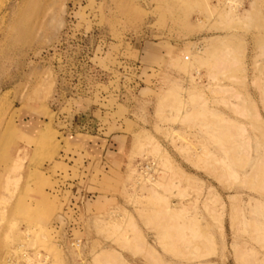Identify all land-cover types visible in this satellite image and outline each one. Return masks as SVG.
<instances>
[{
  "label": "rangeland",
  "instance_id": "1",
  "mask_svg": "<svg viewBox=\"0 0 264 264\" xmlns=\"http://www.w3.org/2000/svg\"><path fill=\"white\" fill-rule=\"evenodd\" d=\"M32 24L9 45L0 31V264H96L105 249L152 264L116 242L128 217L164 264L180 262L140 216L142 177L161 179L166 158L171 187L156 191L170 208L185 203L184 219L198 218L213 239L201 261L238 264L235 245L263 257L249 226L233 228L229 215L235 194L243 219L264 221L247 184L264 162V0H42ZM220 47L233 64L213 81L201 58ZM172 91L185 105L161 109ZM191 110L234 120L247 164L209 137L212 123L182 119ZM210 161L223 181L207 172Z\"/></svg>",
  "mask_w": 264,
  "mask_h": 264
},
{
  "label": "bare ground",
  "instance_id": "2",
  "mask_svg": "<svg viewBox=\"0 0 264 264\" xmlns=\"http://www.w3.org/2000/svg\"><path fill=\"white\" fill-rule=\"evenodd\" d=\"M51 3L53 4V2ZM41 4L42 0H15V2L12 4L6 3L4 6L0 5V31L2 32L3 36L1 41L5 42L6 45H9L12 42L24 41L27 39L33 27L32 18L37 15V12H39ZM52 4L50 7H53ZM201 60V63L207 67L209 78L213 79V81L219 71L224 68L227 69L229 66H231V64H233L232 56L229 55L225 48L221 47L213 50L205 56H202ZM210 88L211 90L214 89L215 91L218 89H225L224 87L215 86H210ZM197 93L198 90H192L189 94L191 99H194V97L197 96ZM185 103L186 102L184 99L178 96L176 92L172 91L164 95L162 101L160 102V107L161 109L164 107H171L173 109L180 110V108L184 106ZM209 114L213 116L212 119V116L210 117ZM209 114L208 111L205 112L203 110H191L183 117L181 115V117L182 119L184 118L191 121L203 119L205 122H210L216 126L214 130L209 133V137L214 141L220 142L219 144H222L223 150L225 149V152L230 155L232 160L237 162L236 164H238V166L243 167L244 164H247L249 150L247 148V151L245 150V153H242L240 147L243 145L241 143H238L239 145L237 144L238 141L240 142V140H238V135L240 134L239 129L242 131L241 127H239V125L229 117L219 115L215 117L216 114ZM42 138L44 141L49 139L48 132H45ZM19 159H21L20 156H18L17 160ZM192 159L194 158H191V160ZM206 161H209V157ZM193 162H195V160H193ZM164 163L165 164L162 163L164 170L161 171V179H156V177L153 175H148L147 179L142 177L143 180L149 183V185L146 187L149 200L148 207L142 209L140 216L147 226L155 230L158 242H160L162 247L172 255L181 259L180 262H177L176 264H185V261L182 259L188 260L186 264H208L202 262L201 259L207 257L214 251V241L211 236L203 233L198 218L194 217L190 220L184 219V212L187 209V205L185 203H183L181 206L170 208L166 194L156 191V186H162L164 191H167L171 187L170 178H168L171 172L168 173V170L170 171L171 169L173 172H175V169L167 158ZM207 164L208 166L205 167L207 172L214 174L217 180L219 179L223 181L224 174L221 172V170L218 171L220 168L217 169L216 166L213 165L214 163L211 161ZM204 165H206V163H204ZM255 171L256 172L254 173L253 178L250 177L251 179L247 180V184L252 189L258 191L260 195L258 198L250 196L249 202L253 200L252 205L255 209L260 210V213H257L264 218V162H261ZM187 185L193 189H197V179L187 177ZM238 197L240 196L235 194L233 197H231L233 201L229 216L232 226L233 228L238 229L241 226L245 230H248L249 226L253 238L260 244V246H262L263 249L264 221H260L259 219L255 218L254 220L248 222L246 219H243L240 206L236 201L239 200ZM217 199L218 198L216 195L212 194L209 199L210 201H205V207H207L211 213L214 211V208L210 203L217 201ZM129 232L131 235L127 237ZM118 234L119 235L117 236L116 242L121 248L130 250L132 253H143V255H145V257L152 264H164V261L157 253L156 249L146 242L142 231L136 225L133 217H128L125 227L121 229ZM190 246H194L195 249L198 250L199 253H197V256L195 257L198 261H191L193 259L189 257V252L187 251V248ZM234 253L238 264H264V256L261 258L258 257L257 251L251 246L248 247L245 245H235ZM94 261H96V264H127V262H125V260L122 258L120 252L114 249H105L100 251L95 255Z\"/></svg>",
  "mask_w": 264,
  "mask_h": 264
}]
</instances>
